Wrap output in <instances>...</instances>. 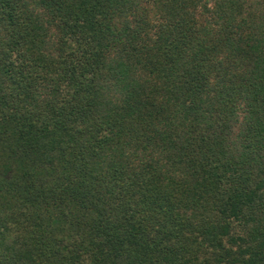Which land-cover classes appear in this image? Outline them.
<instances>
[{
    "label": "trees",
    "instance_id": "obj_1",
    "mask_svg": "<svg viewBox=\"0 0 264 264\" xmlns=\"http://www.w3.org/2000/svg\"><path fill=\"white\" fill-rule=\"evenodd\" d=\"M0 264H264V0H0Z\"/></svg>",
    "mask_w": 264,
    "mask_h": 264
},
{
    "label": "rangeland",
    "instance_id": "obj_2",
    "mask_svg": "<svg viewBox=\"0 0 264 264\" xmlns=\"http://www.w3.org/2000/svg\"><path fill=\"white\" fill-rule=\"evenodd\" d=\"M203 3L205 4V2H203ZM208 6L212 8L214 6V2L213 1H209ZM155 12H156V10L153 8V10L151 12L152 13L151 15L153 16Z\"/></svg>",
    "mask_w": 264,
    "mask_h": 264
}]
</instances>
